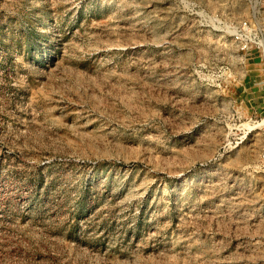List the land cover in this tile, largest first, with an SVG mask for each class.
<instances>
[{
    "label": "rangeland",
    "instance_id": "obj_1",
    "mask_svg": "<svg viewBox=\"0 0 264 264\" xmlns=\"http://www.w3.org/2000/svg\"><path fill=\"white\" fill-rule=\"evenodd\" d=\"M252 86L264 0H0V264H264Z\"/></svg>",
    "mask_w": 264,
    "mask_h": 264
},
{
    "label": "built area",
    "instance_id": "obj_2",
    "mask_svg": "<svg viewBox=\"0 0 264 264\" xmlns=\"http://www.w3.org/2000/svg\"><path fill=\"white\" fill-rule=\"evenodd\" d=\"M233 37L241 49H249L252 44H256V45L261 44L260 40L256 39V36L250 29L247 21H243L240 24V29L238 31H235ZM261 121L264 124V116L262 117ZM262 130L264 133V127ZM259 162H260L261 167L264 170V144H263L262 150L259 153Z\"/></svg>",
    "mask_w": 264,
    "mask_h": 264
},
{
    "label": "crops",
    "instance_id": "obj_3",
    "mask_svg": "<svg viewBox=\"0 0 264 264\" xmlns=\"http://www.w3.org/2000/svg\"><path fill=\"white\" fill-rule=\"evenodd\" d=\"M248 92H249V95L251 96V98H255L257 102L259 100V103H257V105H259L261 111H264V88L262 89L260 86H252V87H250ZM262 93H263V96H262L263 101L259 99V97H261L260 95Z\"/></svg>",
    "mask_w": 264,
    "mask_h": 264
}]
</instances>
